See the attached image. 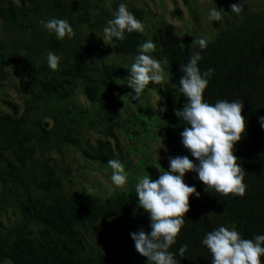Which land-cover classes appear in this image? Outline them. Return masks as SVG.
<instances>
[{
	"label": "trees",
	"instance_id": "1",
	"mask_svg": "<svg viewBox=\"0 0 264 264\" xmlns=\"http://www.w3.org/2000/svg\"><path fill=\"white\" fill-rule=\"evenodd\" d=\"M111 4L104 0H0V27L15 40L8 50L6 38L0 36V81L6 67L15 65L27 91L21 105L0 96L8 107L0 110V215L11 216L8 224H0V264H152L136 251L129 235L141 229L150 231L135 186L100 198L80 188L65 190L49 153L77 146L84 157L104 165L118 156L120 146L104 137H98L94 145L86 144L84 132L103 126L104 133L115 140L113 125L127 128L132 115L149 116L155 111L165 121L168 134H180L187 126L174 114L187 102L179 91L180 65L195 51L201 53L198 67L202 72L214 69L204 99L210 104L223 99L243 102L246 129L234 145V155L245 170L247 187L243 196L223 195L195 178L192 185L200 195L189 196L185 223L169 251L176 253L177 264H211L212 255L201 243L207 232L223 225L235 227L246 239L264 234V129L258 121L264 116V8L237 17L227 5L223 24L203 49L193 43L198 39L192 34L170 23L153 28L156 21L147 34L134 31L125 33L123 41L114 38L119 55L136 56L137 46L152 40L155 58L166 60L172 91L163 93L159 83L148 85L161 95L159 107L166 106L160 112L126 94L129 87L121 86V79L128 80L129 68L105 57L96 63L92 46L81 41L79 26L84 23L88 29L103 31L119 5L116 0ZM129 11L140 21L144 17L140 7L132 6ZM53 17L67 20L75 36L57 40L49 34L40 21ZM49 51L61 57L57 70L48 67ZM75 88L88 102L99 104L94 112L71 105L69 97ZM110 101L112 111L107 107ZM124 101L135 106L133 112L126 107L125 114L119 112ZM188 158L195 159L189 151ZM147 168L151 179L158 178L155 165ZM107 218L120 222L116 229L121 246L113 252L100 244L111 247L115 229L101 231L97 243L92 240L100 228L110 225ZM181 245H187L183 255L178 252Z\"/></svg>",
	"mask_w": 264,
	"mask_h": 264
},
{
	"label": "clouds",
	"instance_id": "2",
	"mask_svg": "<svg viewBox=\"0 0 264 264\" xmlns=\"http://www.w3.org/2000/svg\"><path fill=\"white\" fill-rule=\"evenodd\" d=\"M243 6L244 0H237L231 4L230 10L240 14L244 10ZM209 19L215 22L222 20L217 7L210 10ZM40 23L49 34H54L57 40H63L65 37L71 39L76 34L65 19L53 17ZM134 31L143 32V23L128 10L125 3H120L113 13V18L106 21L102 39L104 42L112 41L114 38L123 41L126 38L125 33ZM193 43L203 49L207 42L204 38H199ZM137 47L138 54L128 71L127 84H124L132 90L130 98L133 101L141 97L146 87L152 88L148 86L149 82L158 84L163 79L160 62L150 55L155 50V43L147 40ZM60 59V56L49 51L48 67L57 70ZM201 59L200 51H195L186 64L180 65L183 75L179 79V91L187 102L181 109L174 110L178 118L187 122V126L180 133L181 144L196 162L186 155L179 156L172 151L170 153L175 157L168 158L167 170L160 173L156 179L145 176L135 184L138 205L148 215L150 231L146 233L141 229L129 235L136 251L152 264H177L176 253L169 251V248L176 243V238L185 223V213L189 210V196L195 195L198 198L200 195L195 185H192L195 178L191 185L184 183L186 172H194L196 178L207 188L223 195L243 196L247 187L244 183L245 170L234 155V145L241 140L246 129V119L241 115L243 102L239 99L231 101L223 99L210 104L204 99L203 93L214 69L208 68L202 72L198 67ZM158 109L164 112L166 106ZM258 121L260 127L264 129V116L258 117ZM160 122L163 123L162 120ZM114 126L118 127L113 125V129ZM119 128L126 131L125 127ZM107 163L112 169L111 183L116 187H123L127 182L123 164L116 159L108 160ZM131 186L134 185H128L125 189ZM115 192L118 191L107 195ZM107 221V225L113 222V227L112 225L104 229L102 227L98 230L99 234L101 231L105 232V229L118 230L116 226L120 222L117 219L107 218ZM124 225L125 223L121 224L122 227ZM201 243L212 255L211 264H262L264 257V234H256L252 239H246L241 237L235 227L221 225L207 232ZM186 249L187 245H181L178 249L179 254L183 255ZM121 255L124 257L126 253L121 252Z\"/></svg>",
	"mask_w": 264,
	"mask_h": 264
},
{
	"label": "rangeland",
	"instance_id": "3",
	"mask_svg": "<svg viewBox=\"0 0 264 264\" xmlns=\"http://www.w3.org/2000/svg\"><path fill=\"white\" fill-rule=\"evenodd\" d=\"M108 6H111V1L104 0ZM118 3H125L128 10L132 6L140 7L144 10V17L141 20L144 26L143 33H148L149 26L153 24V28L157 24L170 23L176 30L180 32H188L192 34L196 39L204 38L210 40L215 36L216 30L223 24V18L220 22L211 21L209 19V12L211 9L217 7L221 13L226 9L227 5L236 3L237 0H187L184 3L182 0H116ZM244 10L240 14L234 13L237 17L241 16L245 11L257 10L264 8V0H244ZM178 10V13H173V10ZM80 38L83 43L88 42L92 46L91 57L98 63L101 58L116 61L120 66L130 69L132 63H134L136 56L119 55L115 52L114 44L112 41H103V31L96 29H88L84 23L79 26ZM150 31V30H149ZM3 35L8 44H13L15 40L10 37L0 27V36ZM151 56L154 54L151 52ZM157 59V58H155ZM158 60V59H157ZM163 70V79L159 83L163 93L172 91V83L169 79L168 70L166 67V60L162 57L158 60ZM121 79V85L123 86ZM132 90L128 88L126 94L130 96ZM27 94L24 83L19 80L17 76V67L10 65L6 67V74L0 81V96L21 105L23 97ZM117 94L120 95V89ZM127 98V97H126ZM161 100V95L156 93L155 89L146 87L140 98L135 100L139 103H150L156 110L160 108L158 106ZM69 102L75 108H87L94 112L99 104L97 102H88L84 95L80 92L79 88H75ZM113 102V101H112ZM108 103L107 107L112 111V103ZM150 105V106H152ZM125 107L135 109L132 103L122 102V106L119 107L120 113L125 114ZM8 107L0 100V110H7ZM122 113V114H123ZM158 111H155L149 116H143L137 114L131 116L128 121L126 131L124 128L114 126V133L116 139L113 140L104 133L103 126H96L94 129L86 130L84 132V141L86 144L94 145L98 137L109 138L111 144H118L120 146V152L115 158L119 160L125 169L127 176V182L123 187H116L111 183L110 176L112 169L108 163L100 165L97 162L84 157L77 146H64L60 149V152L55 150L50 151V155L53 157L57 168L62 174L64 189H83L90 192L96 197H103L114 191L125 189L128 185H134L143 177L148 176V166L155 165L160 173L168 168V158L175 157L177 153L179 156H188V150L181 144L180 134L177 136L168 135L164 129L165 121L160 122L162 116ZM114 115V114H113ZM116 119V118H114ZM117 121V120H115ZM169 136V137H168ZM161 139V140H160ZM168 147V150L166 148ZM167 151V154L165 152ZM169 152V153H168ZM194 162L195 159H192ZM196 178L194 172H186L184 176V183L191 185L193 179ZM11 221V216L7 214L0 215V224L6 225ZM113 222L110 225L113 227ZM106 233H109V229H105ZM97 234L92 238L94 242L97 240ZM111 247H100L107 249L108 251H114L116 247L121 246L118 243L120 237V231L116 230L113 234ZM104 245V244H103ZM2 264H9L5 261Z\"/></svg>",
	"mask_w": 264,
	"mask_h": 264
}]
</instances>
